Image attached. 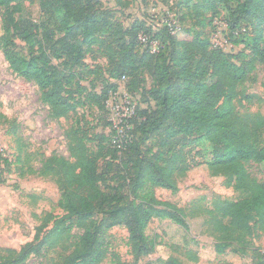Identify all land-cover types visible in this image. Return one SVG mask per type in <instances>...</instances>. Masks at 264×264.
I'll return each instance as SVG.
<instances>
[{
  "label": "trees",
  "instance_id": "1",
  "mask_svg": "<svg viewBox=\"0 0 264 264\" xmlns=\"http://www.w3.org/2000/svg\"><path fill=\"white\" fill-rule=\"evenodd\" d=\"M30 1L0 0V52L15 76L36 86L50 119H65L84 106L106 113L105 103L117 89L110 79L124 77L136 89L143 74L153 84L146 95L155 109L135 111L128 123L133 137L122 139L121 149L109 144L104 154L97 155L87 146L91 140L75 129L66 134L70 159L53 153L40 161L39 168L30 167L29 174L49 178L58 186L57 206L63 215L42 217L33 240L19 249L0 248V264L47 258L74 229H81L80 235L65 248L68 253L61 262L54 264H100L107 231L114 227L126 230L136 259L146 257L156 248L146 235L151 220L168 219L187 229L183 210L159 201L154 190L176 192L174 176L203 165L211 176H227L228 185L240 194L235 203L212 211L222 240L214 245L216 254L231 250L235 231L249 234L252 223L264 229V182L250 178L246 169L250 163L264 162V139L241 121L233 104L247 76L257 65L264 67V0L177 3L176 21L195 20L193 27H203L206 14L215 17L220 7L225 8L224 40L244 47L237 55L226 54L191 29H181L189 39H178V32L172 34L167 23L152 31L144 21L135 20L125 28L101 0H38L39 21L23 17L24 4ZM114 1L126 8L134 0ZM140 35L147 41L141 54ZM162 40L169 41L167 53L157 47L152 52L151 44ZM93 47L106 59L107 77L101 68L84 62ZM103 139L109 143L108 137L102 136L100 142ZM124 156L131 161L121 162ZM0 161L8 163L1 156ZM122 165V184L135 196L131 201L121 196L120 184L105 191L113 180L109 175ZM243 248L232 251L244 254ZM252 258L254 264H264V251L254 249ZM160 264L183 263L169 259Z\"/></svg>",
  "mask_w": 264,
  "mask_h": 264
},
{
  "label": "rangeland",
  "instance_id": "2",
  "mask_svg": "<svg viewBox=\"0 0 264 264\" xmlns=\"http://www.w3.org/2000/svg\"><path fill=\"white\" fill-rule=\"evenodd\" d=\"M178 1L134 0L128 7L121 8L114 0H101L103 8L113 11L115 19L125 28L133 21L141 20L151 27L152 31H156L161 23L168 22L175 28V33L178 32V39H189L181 29H191V33H200L202 38L209 40L212 46L220 48L226 54L237 55L244 51L243 46H232L224 41L227 32L224 24L227 17L225 8L220 7L219 14L215 17L211 16L212 13L206 14L203 27H193L195 20L178 22L173 16L179 11ZM1 14L2 11L0 21ZM23 17L39 21L38 0L24 4ZM262 28L264 29V25ZM249 35L250 30L244 39L247 40ZM141 36V47L138 49L140 54L147 43L144 35ZM151 45L164 50V53L169 50V41L162 40ZM84 62L90 68H101L107 77V62L97 47H93L85 55ZM142 76L144 81L136 89L131 87L130 80L126 78L110 79L117 89L116 92L110 93L105 103L106 113L97 112L94 107L84 106L65 119L52 120L48 116V108L39 100L36 86L15 76L0 52V154L8 160L7 165L0 161V248L19 249L33 240L42 217L47 214L59 217L63 215L57 206L60 196L58 186L49 178L29 174L28 169L39 168L40 161L53 153L70 159L67 151V133L81 129L91 140L87 143L88 148L97 155L104 154L109 144H116L118 138L133 137L129 134L132 130L130 124L120 121L122 115L127 113L132 117L138 108L155 109L154 102L146 95L153 84L146 74ZM207 79L209 83L212 81L211 77ZM90 80L91 76L88 78V81ZM88 81L82 83L86 88H89ZM100 89L101 87L97 86L98 93ZM238 91L239 94L233 100L236 112L244 124L258 130L264 139V67L257 65ZM116 107L119 108L118 113ZM114 125H118L117 128ZM102 136L108 137L109 143L106 142L107 139L100 142ZM128 161H131V158L124 156L121 162L126 164ZM122 169L123 165L118 172L115 173V169L109 175L113 180L107 183L105 191L112 192V189L120 184L121 196L125 201H131L135 196L127 185L122 184ZM246 169L250 178L264 182V162L250 163ZM174 181L176 192L156 188L154 195L159 201L183 210L187 229L178 227L168 219L151 220L146 235L155 241L156 248L152 254L136 259L128 245L126 230L114 227L107 231L104 247L106 253L100 264H160V261L169 259H177L183 264H254L252 251H264V229L260 230L257 223H252L249 234L235 231L234 245L224 255H218L214 250V245L222 240L212 211L216 213L223 205L233 204L240 199L239 192L228 185L227 176H211L203 165L184 175H175ZM80 233L81 229H74L68 238L50 251L47 258H32L27 264L60 263L68 253L65 248ZM233 246L244 247L245 253H233Z\"/></svg>",
  "mask_w": 264,
  "mask_h": 264
},
{
  "label": "built area",
  "instance_id": "3",
  "mask_svg": "<svg viewBox=\"0 0 264 264\" xmlns=\"http://www.w3.org/2000/svg\"><path fill=\"white\" fill-rule=\"evenodd\" d=\"M161 24L163 25V24H165V22H164V23H161ZM166 26L169 27V29L171 30V33H172V34L175 33V31H174L175 28H174L173 26H171L170 23L167 22V25H166ZM141 37H142V36L140 35L139 39H140ZM223 39H224V38H223ZM143 40H144V39H143ZM224 41H225V40H224ZM225 42H226V41H225ZM226 43H227V42H226ZM155 50H156L155 46L153 47V45H152V47H151V51L154 52ZM121 79L124 80L125 78L122 77ZM115 110H116V112L118 113L119 108L116 107ZM130 116H131V114H128V115H127V113H124V114L122 115V118L120 119V121H121V122H122V121H124V122L126 121V122L129 123V120L127 121V119H128V118L130 119V118H131ZM128 123H127V124H128ZM128 125H129V124H128ZM117 126H118V125H114L115 128H117ZM117 137H118V136H117ZM122 139H123V141L126 142V141L128 140V137H127V136H124L123 138H118V139L116 140L117 143H116L115 145H116L119 149H121V147H122V146H121ZM0 156H1V154H0Z\"/></svg>",
  "mask_w": 264,
  "mask_h": 264
}]
</instances>
